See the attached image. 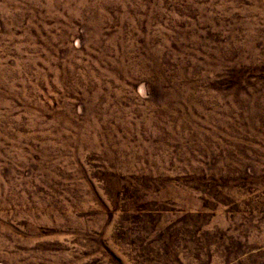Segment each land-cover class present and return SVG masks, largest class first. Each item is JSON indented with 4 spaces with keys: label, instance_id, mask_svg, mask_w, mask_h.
Masks as SVG:
<instances>
[{
    "label": "rangeland",
    "instance_id": "rangeland-1",
    "mask_svg": "<svg viewBox=\"0 0 264 264\" xmlns=\"http://www.w3.org/2000/svg\"><path fill=\"white\" fill-rule=\"evenodd\" d=\"M0 264H264V0H0Z\"/></svg>",
    "mask_w": 264,
    "mask_h": 264
}]
</instances>
